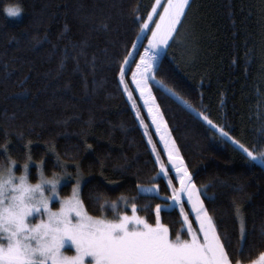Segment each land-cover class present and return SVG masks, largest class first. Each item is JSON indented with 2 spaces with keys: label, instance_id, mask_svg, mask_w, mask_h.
<instances>
[{
  "label": "trees",
  "instance_id": "16d2710c",
  "mask_svg": "<svg viewBox=\"0 0 264 264\" xmlns=\"http://www.w3.org/2000/svg\"><path fill=\"white\" fill-rule=\"evenodd\" d=\"M154 1L0 0V159L14 157L19 168L31 156L33 174L42 164L83 176L81 199L93 216L117 217L135 204L154 224L156 205L172 195L154 151L163 162L166 153L152 129L149 143L119 83ZM8 5L23 11L10 16ZM165 49L152 93L222 242L227 233L233 258L249 264L264 251V160L247 157L214 125L264 152V0H191ZM161 222L173 239L188 238L178 207L162 209Z\"/></svg>",
  "mask_w": 264,
  "mask_h": 264
},
{
  "label": "snow or ice",
  "instance_id": "6c2138e0",
  "mask_svg": "<svg viewBox=\"0 0 264 264\" xmlns=\"http://www.w3.org/2000/svg\"><path fill=\"white\" fill-rule=\"evenodd\" d=\"M158 5L162 7V10ZM190 5L191 0H166V2L156 0L155 3H152L151 10L147 12V18L140 17L143 19V23L140 25L141 31L136 34L137 39L132 42L133 48L129 49V55L124 57L125 63L119 65V83L124 84V76L127 68L130 67V61L135 59V52L139 51V44L143 42V37L147 36V45H145L144 51L140 52V59L136 61L132 79L141 97L144 98L145 104L149 105L150 115L154 112L155 107L152 104L154 98L148 87L149 80H156L153 71L159 67L160 53L162 50H166L167 44L176 40V35L187 15V7ZM5 11L8 15L14 16L19 11V7L8 5ZM154 13L158 14V18ZM150 21H154V26ZM102 27L106 29L107 24H103ZM149 28L151 35H148L146 31ZM156 83L162 84V81L156 80ZM125 91H127L126 85ZM128 95L131 97L130 92ZM199 115L212 124L208 116L203 113H199ZM152 119L153 123L157 125V132H161V119L158 115H153ZM214 127L222 137L232 140L243 153H246L247 157L253 160H264V152L258 154L245 147L239 140L230 137L224 128L218 125H214ZM161 139L165 141L170 167L174 169L175 177L178 178L181 186L172 188L171 197H162L169 200L170 204L156 205V222L154 224L148 223L143 217L136 215L137 205L135 204L131 205L133 210L131 215L120 213L117 219H108L103 214L100 216L91 215L81 199L79 181L85 178L78 176V183L73 184L70 196L63 199L60 198L59 193L56 196V200H59L61 204L60 215L57 218L62 222V235L75 244L81 256L91 254V257L95 258L96 264H241V260L234 259L227 248V245L230 244L227 233L223 234L224 242H222L221 234H218L213 217L209 215L200 199L197 185L192 182V174L185 165L184 158L180 156L175 141H171V147H169L166 136L162 135ZM161 170H164L163 164ZM170 184L171 181H169ZM144 187V185H138V192H141ZM185 197V202L190 205V213L194 214L195 222L199 224L197 232L202 234V239L197 235V232L192 230L191 223L188 222L189 213L184 212V206L181 203ZM55 202L53 201V203ZM111 203L115 208L116 202ZM173 207H179L183 223L188 225L191 239L182 240L179 234L174 239L170 238L168 226L161 223L160 211L162 209L167 211ZM235 207L236 218L242 221V231L246 232L242 210L239 205ZM260 235L261 239H264V230ZM234 251L239 254L243 248L239 247ZM0 262L18 264L17 254L11 245L6 251L0 249ZM68 264H71V261ZM249 264H264V251L260 252L259 260H252Z\"/></svg>",
  "mask_w": 264,
  "mask_h": 264
},
{
  "label": "clouds",
  "instance_id": "9594fccd",
  "mask_svg": "<svg viewBox=\"0 0 264 264\" xmlns=\"http://www.w3.org/2000/svg\"><path fill=\"white\" fill-rule=\"evenodd\" d=\"M18 7L14 16L23 11ZM17 163L14 157L0 159V249L6 251L11 245L18 264H96L91 254L81 256L62 235V222L57 218L61 204L56 196L66 173L59 168L46 170L41 164L33 174L31 156L19 168Z\"/></svg>",
  "mask_w": 264,
  "mask_h": 264
},
{
  "label": "rangeland",
  "instance_id": "374dc122",
  "mask_svg": "<svg viewBox=\"0 0 264 264\" xmlns=\"http://www.w3.org/2000/svg\"><path fill=\"white\" fill-rule=\"evenodd\" d=\"M155 2H156V0L154 1V3ZM164 2H166V0H164ZM158 7H160L161 10H162V7L161 6L158 5ZM154 15H156V18H158V14L154 13ZM150 23L154 26V21H150ZM146 31H147L148 35H151V29L150 28L149 29H146ZM145 45H147V37L146 36L143 37V42L139 44V48H140V46H142V49H141L140 52L144 51ZM140 52L139 51L135 52V57L138 56L137 57V60L140 59ZM160 55H161V53H160ZM132 61H133V59H131L130 64L132 63ZM136 61L134 63L133 69L131 70V72L129 74L130 75L129 77H127V72L129 71V67L127 68V72H126V74L124 76V84H122V85H123L124 90H125V85L127 86V91H125L126 96L129 99V101H130L133 109L135 110V113H136V115H137V117L139 119V123L142 126V128H143V130H144V132H145V134L147 136V138L149 140H151V144H153V134L151 133V129H152L155 132L157 139L161 143V145H162V147L164 149V152L166 153V160L167 161L166 162H163L161 155L157 151H154L155 156H156V159L158 160L160 166L162 164L164 165V170H161L160 171V175H163L165 177L166 181L168 182V185H169V181H171V184L169 186H170V189H171V192H172V188L173 187L179 188L181 185H180V182H179L178 178L175 177V171H174V169H172L170 167V161L168 159V152L165 150V141L161 139V136L162 135L166 136V139L169 141V147H171V141H174V140H173V137H172V135H171V133L169 131V128H168V126H167V124H166V122L164 120V117H163V115H162V113L160 111V108H159V106H158V104H157V102H156V100L154 98V95L152 93V90H151V87H150V82L153 81V80H149V83H148V87L151 90V96L154 98L153 101H152V104L155 107V110H154V112L151 115L149 114V111H148L149 105H146L145 104L144 98L141 97L139 90L136 88V84L134 83V81L132 79V72H133L134 69H136ZM154 71H155V69H154ZM154 71H153V75L155 74ZM129 92L131 93V97H129V95H128ZM143 109H144L147 117H146V115H144ZM153 115H158V117L162 121L161 122V132H159V133L157 132V125L153 123V119H152ZM165 128H166V132H165ZM16 167H18V166L16 165ZM64 172L66 174H65V177H64V179H63V181H62V183H61V185L59 187V194L61 196H64L61 193V190H62L61 188L63 187V185L71 183L72 186H73V184H77V182H78V178L76 176H74L73 174L69 173L68 171H64ZM197 189L200 192V199L203 201V198L201 196V190H200V188L198 186H197ZM141 191L142 192H149V193H157L158 192V187L157 186H154V185H152L151 187L145 186ZM71 194H72V187H71V193H70V195ZM64 197H66V196H64ZM185 201H186V197L184 198V200L181 201V203H183L184 212L187 213L186 212ZM166 204H170V201H169V203H166ZM53 206H55V204ZM188 206L190 208V205L189 204H188ZM130 210L131 211H129V212H123V213H126L128 215H131L132 214V211H133L132 208H131V206H130ZM135 212H136V215L137 216H140L138 214V212H137V207L135 209ZM118 216L117 217H107V218L108 219H117ZM194 218H195V216H194ZM160 221H161V211H160ZM188 222L191 223L192 230L194 232H197V230L199 228V224L197 223V226H194L193 223L190 221L189 218H188ZM184 225H185V228L188 231V225L186 223H184ZM241 225H242V221L240 220V228L242 230ZM243 225H244V228H245L244 219H243ZM197 235L202 239V234L201 233L197 232ZM169 236H170V238H172L170 231H169ZM186 239H191V235L189 234V231H188V238H186ZM182 240H184V239H182ZM66 250L71 251L72 250L71 246H66ZM85 259L86 260H89V259H91V257H86ZM256 260H259V258H257Z\"/></svg>",
  "mask_w": 264,
  "mask_h": 264
}]
</instances>
